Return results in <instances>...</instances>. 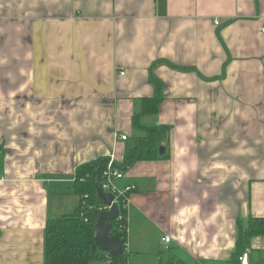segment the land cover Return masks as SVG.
<instances>
[{
  "label": "crops",
  "instance_id": "0c3cea01",
  "mask_svg": "<svg viewBox=\"0 0 264 264\" xmlns=\"http://www.w3.org/2000/svg\"><path fill=\"white\" fill-rule=\"evenodd\" d=\"M262 27L264 0H0V264H45L77 168L125 162L152 78L166 157L118 182L137 187L130 262L233 264L238 221L264 217ZM247 250L264 258V234Z\"/></svg>",
  "mask_w": 264,
  "mask_h": 264
},
{
  "label": "trees",
  "instance_id": "16d2710c",
  "mask_svg": "<svg viewBox=\"0 0 264 264\" xmlns=\"http://www.w3.org/2000/svg\"><path fill=\"white\" fill-rule=\"evenodd\" d=\"M156 86V95L143 99L140 110L133 116V128L137 132L135 144L127 150L123 164L115 163L123 172L134 163L144 160L165 158L160 155V147L168 134L169 127L165 125H146L143 118L158 113L163 99V85L152 78ZM1 151V147H0ZM109 158H98L77 168L74 191L80 197L79 205L73 214L49 218L45 229V264H90L95 260H109L111 264L131 263L129 253L112 257L108 252L93 247L94 223L98 214L107 206L98 196L97 187H101L103 172L108 167ZM126 185H124L125 187ZM102 188V187H101ZM119 213L112 221L111 233L119 235L126 244L128 235L127 197L118 199ZM264 234V217H251L238 221V238L232 263L239 264V256L250 245L251 239ZM157 264H186L176 254L168 252L161 256ZM255 264H264L261 258Z\"/></svg>",
  "mask_w": 264,
  "mask_h": 264
},
{
  "label": "water",
  "instance_id": "95a60500",
  "mask_svg": "<svg viewBox=\"0 0 264 264\" xmlns=\"http://www.w3.org/2000/svg\"><path fill=\"white\" fill-rule=\"evenodd\" d=\"M166 149L160 147V155H164ZM99 199L107 208L98 214L94 223L93 247L108 252L112 257H119L125 254L126 244L119 235L111 233L112 221L118 216L119 202L114 194H107L101 187H97Z\"/></svg>",
  "mask_w": 264,
  "mask_h": 264
},
{
  "label": "built area",
  "instance_id": "2783aa9c",
  "mask_svg": "<svg viewBox=\"0 0 264 264\" xmlns=\"http://www.w3.org/2000/svg\"><path fill=\"white\" fill-rule=\"evenodd\" d=\"M261 30L264 33V27H262ZM121 139L127 140L128 136L122 135ZM115 163L116 160L111 156L108 161V167L102 175L101 187L105 193L114 194L116 200H118L121 196H125L128 198L129 194L132 191L136 190L137 187L134 184L126 185L125 187L118 184V182L125 177V173L121 169L116 167ZM164 240L166 242H170L171 237L166 236ZM239 264H253L251 261L250 252L248 250H246L239 256Z\"/></svg>",
  "mask_w": 264,
  "mask_h": 264
},
{
  "label": "rangeland",
  "instance_id": "374dc122",
  "mask_svg": "<svg viewBox=\"0 0 264 264\" xmlns=\"http://www.w3.org/2000/svg\"><path fill=\"white\" fill-rule=\"evenodd\" d=\"M150 261H146L147 263L151 264L150 262H153L152 259H149ZM90 264H110L109 261H106V260H95V261H92Z\"/></svg>",
  "mask_w": 264,
  "mask_h": 264
}]
</instances>
